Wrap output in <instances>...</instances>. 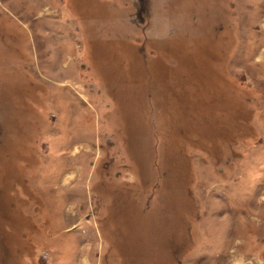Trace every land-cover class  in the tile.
Returning a JSON list of instances; mask_svg holds the SVG:
<instances>
[{
	"label": "rangeland",
	"instance_id": "1",
	"mask_svg": "<svg viewBox=\"0 0 264 264\" xmlns=\"http://www.w3.org/2000/svg\"><path fill=\"white\" fill-rule=\"evenodd\" d=\"M0 264H264V0H0Z\"/></svg>",
	"mask_w": 264,
	"mask_h": 264
}]
</instances>
